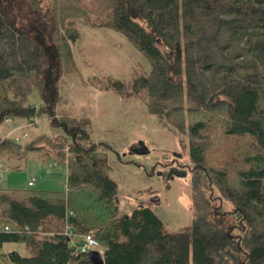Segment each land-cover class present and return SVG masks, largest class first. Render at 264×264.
I'll list each match as a JSON object with an SVG mask.
<instances>
[{
    "label": "trees",
    "instance_id": "1",
    "mask_svg": "<svg viewBox=\"0 0 264 264\" xmlns=\"http://www.w3.org/2000/svg\"><path fill=\"white\" fill-rule=\"evenodd\" d=\"M95 2L96 25L150 61L130 82L146 89L148 111L189 118L191 232L170 229L149 205L120 214L109 163L120 151L93 141L89 121L58 116L60 80L74 63L68 20L89 18ZM8 117L60 128L68 174L66 190L0 189V246L30 254L0 253V264H92L79 250L89 232L105 264H264V0H0V155L25 158L44 136L6 137Z\"/></svg>",
    "mask_w": 264,
    "mask_h": 264
},
{
    "label": "rangeland",
    "instance_id": "2",
    "mask_svg": "<svg viewBox=\"0 0 264 264\" xmlns=\"http://www.w3.org/2000/svg\"><path fill=\"white\" fill-rule=\"evenodd\" d=\"M89 5L93 8L89 18L68 20L69 27L74 29V63L60 81L58 116L89 121L88 130L93 141L107 142L120 151L122 161L113 152L109 155L111 175L121 189L120 214H131L135 207L149 205L170 229L191 232L194 208L188 149L189 118L176 114L159 118L148 111L146 89L138 92L130 82L136 75L149 74L150 61L126 36L96 25L102 19L96 10L99 4ZM108 78L122 81L125 87L117 89L109 85ZM40 99L37 91L30 96V102L36 106H40ZM39 119L38 126L27 129L29 134L41 133L45 141L57 142L61 129L53 128L47 117ZM1 132H8L6 126ZM57 147L58 156L64 162L52 170L48 162L53 160L43 159L44 152L36 149L25 158L12 160L10 167L3 164L5 178L2 179L1 172V188L28 187V180L35 177L38 179L35 188L66 189L64 150L67 148ZM9 174L17 186H7ZM217 204L222 203L218 200ZM23 247L21 243H5L0 246V253L14 249L23 251Z\"/></svg>",
    "mask_w": 264,
    "mask_h": 264
},
{
    "label": "built area",
    "instance_id": "3",
    "mask_svg": "<svg viewBox=\"0 0 264 264\" xmlns=\"http://www.w3.org/2000/svg\"><path fill=\"white\" fill-rule=\"evenodd\" d=\"M38 122H39V118L33 117V118H30L29 121L25 124L14 126L13 119L11 117H8L5 119L4 123L9 124L13 127L11 128V131L6 134V137H12L17 142H22L30 137V134L27 129ZM56 143L57 142L55 140H52L51 143L46 142V141H41L36 147L40 149H47L50 151L57 152L58 147L56 146ZM64 151L68 152V148L65 149ZM54 165H56V162H51L49 164L50 167H53ZM2 168L4 167L2 166V164H0V170H2ZM67 174H68V168H67ZM2 177H3V174H2ZM34 183H35V179L30 181L31 186ZM26 229L28 230V227H26ZM66 235L69 236L71 240H73L74 237L77 236L75 235V232L73 231V225L71 223L66 224ZM80 238H81V244L79 245V250L81 253H89L92 250H99L100 246H99L98 240L96 239V237L94 236L92 232L85 233L81 235Z\"/></svg>",
    "mask_w": 264,
    "mask_h": 264
},
{
    "label": "crops",
    "instance_id": "4",
    "mask_svg": "<svg viewBox=\"0 0 264 264\" xmlns=\"http://www.w3.org/2000/svg\"><path fill=\"white\" fill-rule=\"evenodd\" d=\"M65 74V73H64ZM64 74H63V76H62V78L64 77ZM61 78V79H62ZM61 81V80H60ZM35 95H38V94H35ZM60 99H61V91H60V97H59V101H58V104H59V102H60ZM40 101L42 102V100L40 99ZM58 104H57V106H58ZM25 120H13V125L14 126H17V125H21V124H25V122H24ZM39 121H40V119H39ZM39 123V122H38ZM4 126H6V130L9 132V130H11V128L13 127V126H11V125H9V124H5L4 123ZM31 127H36V126H31ZM30 128V127H29ZM7 132V133H8ZM44 141V140H43ZM47 142V141H46ZM36 150H39V151H43L44 152V154H45V157H43V159L44 158H46V159H48V160H53L52 162H56V165H54V166H60L61 164H63V162L64 161H62L61 160V157H59L57 154L59 153V152H56V151H50V150H47V149H40V148H35ZM2 157V158H1ZM60 158V159H59ZM4 159H5V161H4ZM17 159H20V158H17ZM12 160H15V158H11V157H9V156H7V155H0V164H2V166L5 168V165L6 166H8V167H10V164H12ZM7 163V164H6ZM51 163V162H50ZM49 162H48V164H50ZM3 164H5V165H3ZM54 166L53 167H50V169L52 170L53 168H54ZM67 167V166H66ZM18 168H21L20 166H18ZM6 170H8V169H6ZM1 172H2V174H3V168H2V170H0V174H1ZM2 177V176H1ZM4 175H3V177H2V179L4 180ZM33 179H35V183L32 185V186H35L36 184H37V182H38V179L37 178H35V177H33V178H31V179H29L28 180V187H30L31 185H30V181H32ZM15 180L13 179V178H11V174H9V178H8V184H7V186H17V185H14L15 183ZM46 186V185H45ZM13 188V187H12ZM14 188H17V187H14ZM23 188H26V187H23ZM0 189H1V184H0ZM41 189H50V188H41ZM51 190H57V189H51ZM59 190H66V189H59ZM14 250H16V249H14ZM23 251H20V249H17V251H19L22 255H25V256H28L29 255V251H28V249L24 246L23 247V249H22Z\"/></svg>",
    "mask_w": 264,
    "mask_h": 264
},
{
    "label": "water",
    "instance_id": "5",
    "mask_svg": "<svg viewBox=\"0 0 264 264\" xmlns=\"http://www.w3.org/2000/svg\"><path fill=\"white\" fill-rule=\"evenodd\" d=\"M88 258L92 264H105L100 250H92L88 253Z\"/></svg>",
    "mask_w": 264,
    "mask_h": 264
}]
</instances>
